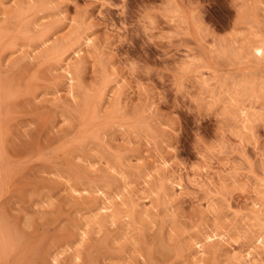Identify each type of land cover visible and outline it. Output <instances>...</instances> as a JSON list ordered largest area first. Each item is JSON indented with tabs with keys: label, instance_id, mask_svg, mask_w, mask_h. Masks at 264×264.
Listing matches in <instances>:
<instances>
[{
	"label": "rangeland",
	"instance_id": "obj_1",
	"mask_svg": "<svg viewBox=\"0 0 264 264\" xmlns=\"http://www.w3.org/2000/svg\"><path fill=\"white\" fill-rule=\"evenodd\" d=\"M0 264H264V0H0Z\"/></svg>",
	"mask_w": 264,
	"mask_h": 264
},
{
	"label": "bare ground",
	"instance_id": "obj_2",
	"mask_svg": "<svg viewBox=\"0 0 264 264\" xmlns=\"http://www.w3.org/2000/svg\"><path fill=\"white\" fill-rule=\"evenodd\" d=\"M256 51H257V53H261L260 48H257ZM72 76H73V75H72ZM101 98H102V97H101ZM244 123H245V122H244ZM56 175H57V174H56ZM67 183H68V182H67ZM67 189H69V188H67ZM69 190H72V189H69ZM69 190H68V191H69ZM107 209H108V208H107ZM103 210H104V209H103ZM112 214H113V213H112ZM92 215H93V214H92ZM92 215H91V216H92ZM96 216H98V215H96ZM91 218H92V217H91ZM112 218H113V217H112ZM111 221H113V219H112ZM89 223H90V222H89ZM111 223H112V222H111ZM96 226H98V225H96ZM97 231H98V230H97ZM97 233H98V232H97ZM82 235H83V234H82ZM80 241H81V240H80ZM185 248H186V247H185Z\"/></svg>",
	"mask_w": 264,
	"mask_h": 264
}]
</instances>
